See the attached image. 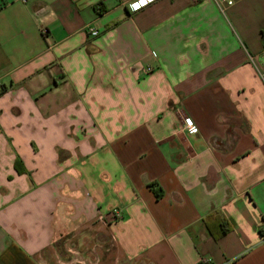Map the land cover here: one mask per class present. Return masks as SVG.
<instances>
[{
	"label": "crops",
	"instance_id": "1",
	"mask_svg": "<svg viewBox=\"0 0 264 264\" xmlns=\"http://www.w3.org/2000/svg\"><path fill=\"white\" fill-rule=\"evenodd\" d=\"M127 1L0 0V264H264V0Z\"/></svg>",
	"mask_w": 264,
	"mask_h": 264
},
{
	"label": "built area",
	"instance_id": "2",
	"mask_svg": "<svg viewBox=\"0 0 264 264\" xmlns=\"http://www.w3.org/2000/svg\"><path fill=\"white\" fill-rule=\"evenodd\" d=\"M154 1H156V0H128L127 2H125V5H127L132 12H135V11L140 10L143 7L148 6L149 4H151ZM214 1L222 11H225L226 6L234 4L233 0H214ZM87 31L91 36H97L99 34V31L94 27H88ZM261 56L264 58V51L262 52ZM251 60L256 66L259 67V64L257 63V59L255 57H251ZM153 70H154V68L151 65H148L145 67V72L147 74L152 73ZM185 124H186L187 128H189L191 131L196 130V125L191 118H189V117L186 118ZM115 211H116L117 217L120 216V214L117 212V210H115ZM263 233H264V230H263Z\"/></svg>",
	"mask_w": 264,
	"mask_h": 264
},
{
	"label": "trees",
	"instance_id": "3",
	"mask_svg": "<svg viewBox=\"0 0 264 264\" xmlns=\"http://www.w3.org/2000/svg\"><path fill=\"white\" fill-rule=\"evenodd\" d=\"M150 186L154 189V192H155V194H156V197H157L158 199L161 198L162 195H163V190H162V188H161V187H160V188H157V186H156L155 183L151 184ZM224 232H225V231H222V233H224Z\"/></svg>",
	"mask_w": 264,
	"mask_h": 264
}]
</instances>
